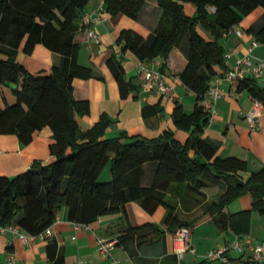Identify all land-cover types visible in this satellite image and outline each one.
I'll return each mask as SVG.
<instances>
[{"label": "trees", "instance_id": "16d2710c", "mask_svg": "<svg viewBox=\"0 0 264 264\" xmlns=\"http://www.w3.org/2000/svg\"><path fill=\"white\" fill-rule=\"evenodd\" d=\"M90 1L0 0V87L13 86L16 99L13 105L0 108V135H15L29 145L36 132L48 127L54 139L49 147L51 162H35L13 177L0 176V225H17L24 234L38 237L56 223L63 207L67 221L91 225L102 217L122 213L127 204L135 202L150 214L164 206L167 215L163 223L175 236L192 225L180 220L178 202L198 207L206 199L203 190L219 186L223 193L208 202L204 214L212 217L220 232L250 236L253 213L264 215V168L246 176V161L218 155L221 142L204 136L209 113L202 103L211 79L218 76L216 68L224 69L223 34L258 8L264 9V0H158L161 17L148 38L132 30L121 31L117 44L122 45V52L130 51L143 62L159 58L164 68L172 50L187 41L188 63L180 78L196 95V106L186 114L176 103L172 112L176 128L188 133L184 143L168 132L157 139L125 133L107 138L110 120L106 115L80 132L76 115L89 114V102L74 99L73 81L90 79L93 71L78 62L76 20ZM146 1L104 0V4L117 24L123 16L137 20ZM187 4L194 7L195 16L186 14ZM201 29L212 38H204ZM247 33L264 43V20ZM39 44L60 54L62 67L31 73L18 62L20 50L30 55ZM108 66L126 99L137 86L126 79L124 66L115 56ZM238 90H247L264 108V88L255 80L238 82ZM160 111L159 104L147 106L142 116L147 120ZM147 165L153 167V173L145 185ZM103 173L106 177L101 180ZM247 194L251 196L250 208L228 211L232 202ZM166 231L152 222L124 224L109 239H115L116 247L138 260V250ZM45 251L48 264H66L56 239L48 240ZM236 262L231 257L229 263L218 261Z\"/></svg>", "mask_w": 264, "mask_h": 264}, {"label": "crops", "instance_id": "0c3cea01", "mask_svg": "<svg viewBox=\"0 0 264 264\" xmlns=\"http://www.w3.org/2000/svg\"><path fill=\"white\" fill-rule=\"evenodd\" d=\"M102 6V10L99 8ZM189 17L195 16L192 5L185 6ZM91 15L90 24L85 23V17ZM161 17L158 0H147L140 17L132 20L127 16L120 18L117 24L111 20L106 12L104 0H91L82 10L76 20L79 31L75 42L80 46L78 62L81 66L89 67L93 71L90 79H74L73 97L77 101L89 102V114L76 115L80 132L92 128L100 121L102 115L110 120L106 130L107 138L119 137L121 133L127 136H143L147 139H157L164 133H172L174 138L184 143L188 133L178 130L172 119L175 104L182 105L186 114H191L196 106V95L181 81L180 75L187 66L188 43L184 42L180 48L173 49L165 62L156 58L140 61L130 51L122 52V45L117 44L122 30H132L148 38L156 28ZM264 20V9L258 8L254 14L246 17L236 26L243 32L240 37L235 33L223 34L220 44L225 50L224 69L216 68L219 77L225 74L238 58L247 56L254 64L264 62V43L247 33L249 28ZM93 30L97 39L89 36ZM200 33L206 39L212 36L201 29ZM116 57L124 66L126 79L132 80L137 89H133L126 99L120 95V90L108 66V61ZM18 62L23 64L31 73L40 71L50 72L53 67H62L63 57L51 52L43 45L35 47L32 54L27 55L22 50L18 52ZM147 71H161L172 91L168 95H161L155 91H146L143 78ZM225 72V73H224ZM215 78V77H214ZM211 79L210 83L213 81ZM254 80V79H253ZM255 83L264 88L263 76ZM222 98L216 104L217 114L213 124L204 133L205 137L221 142L218 155L222 158L236 157L246 161L248 172L246 176L259 172L264 168V108H258L259 124L255 129L245 115L255 106V101L247 90H238V83L224 80L221 84ZM16 99L13 86L0 87V108L13 105ZM159 104L161 111L154 117L144 119L143 108ZM54 142L50 128L36 132L29 145H24L15 135H0V176L13 177L28 170L35 162L49 163L52 157L49 152ZM153 167H145L144 184L147 185L152 177ZM206 199L198 207L188 206V202H178L176 212L180 220L191 223L190 250L176 256L173 251L174 235L167 232L164 219L167 209L160 206L150 214L138 203L126 205L120 214L100 218L91 225H78L66 219V209L58 212L56 223L51 227L52 236L46 240L26 235V242L13 232L0 233V264H8L10 256L14 257L13 264H48L45 247L48 240L56 239L60 253L65 257L66 264H78L80 260L85 264H220L209 262L205 256L212 248L228 247L235 235L230 232H220L209 214H204V207L208 202L216 201L223 193L219 186H209L203 190ZM170 197V195H168ZM176 201V200H175ZM251 207L249 194L235 200L228 206V211L235 213ZM152 222L158 224L166 233L153 243L138 250L139 259H133L122 247H115L110 258L102 256L96 248L97 238H114L117 230L124 224L139 226ZM264 219L258 213L252 215L250 236L263 245L264 257ZM220 234L226 235L223 238ZM217 236L215 242L211 238ZM229 256L237 260L235 264H253L254 259L250 251L243 254L230 252ZM258 264V263H257ZM259 264H264V259Z\"/></svg>", "mask_w": 264, "mask_h": 264}, {"label": "built area", "instance_id": "2783aa9c", "mask_svg": "<svg viewBox=\"0 0 264 264\" xmlns=\"http://www.w3.org/2000/svg\"><path fill=\"white\" fill-rule=\"evenodd\" d=\"M102 10V6L99 8ZM214 12V9H211ZM92 21L91 15L85 17V23L90 24ZM235 33L242 37L243 32L232 27L225 34ZM89 36L97 39V34L91 30ZM252 48L249 49V54L247 56L238 58L235 64L227 71L224 76L215 77L213 81L209 84V88L206 92L205 99L202 103L204 109L209 113V125L213 124L217 114L216 104L219 99L222 98L221 84L224 80L230 83H238L246 79L258 80L263 76L264 72V62L254 64L250 58V52ZM143 85L146 91H155L161 95H168L172 91L171 86L166 80V75L161 71H147L143 78ZM258 108H263L261 104L255 102L254 108L249 111L245 117L247 118L251 129H255L259 124V114L257 113ZM13 232L17 235L22 242H26L27 237L17 225L4 227L0 225V233ZM52 236L51 228H48L40 236L42 240H46ZM191 237V231L189 228H182L178 230L173 239V251L176 256H182L190 250L189 242ZM116 247L115 239H108L102 236L97 238V251L105 258H110L112 252ZM245 251H250L252 253L253 259L256 262H261L263 257V245L256 242L251 236L239 237L235 236L233 242L228 247L223 248H212L209 250L205 256L206 260L210 262H230V252H235L237 254H243ZM14 257L10 256L8 259V264H13ZM78 264H85L84 261L80 260Z\"/></svg>", "mask_w": 264, "mask_h": 264}, {"label": "rangeland", "instance_id": "374dc122", "mask_svg": "<svg viewBox=\"0 0 264 264\" xmlns=\"http://www.w3.org/2000/svg\"><path fill=\"white\" fill-rule=\"evenodd\" d=\"M255 12H256V10H255L253 13H251V14H254ZM251 14H250V15H251ZM250 15H248V16H250ZM248 16H246V17H248ZM246 17H245V18H246ZM245 18H244V19H245ZM244 19H243V20H244ZM243 20H242V21H243ZM241 23H242V22H241ZM104 174H105V173H103V175L101 176V180H104V179H105L106 175H104ZM261 217L264 219V215H261ZM189 229H190V228H189ZM190 231H191V229H190ZM191 233H192V231H191ZM262 234H263V237H264V232H263ZM219 236H221V237L223 238V237L226 236V235H222V234H220ZM215 240H217V236H216V238H215V237L211 238V241H212V242H215ZM209 262H210V261H209Z\"/></svg>", "mask_w": 264, "mask_h": 264}]
</instances>
